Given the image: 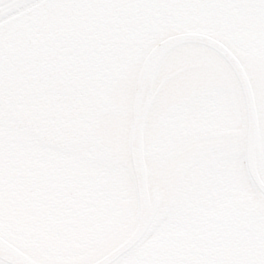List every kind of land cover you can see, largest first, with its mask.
I'll list each match as a JSON object with an SVG mask.
<instances>
[{
  "label": "water",
  "instance_id": "obj_1",
  "mask_svg": "<svg viewBox=\"0 0 264 264\" xmlns=\"http://www.w3.org/2000/svg\"><path fill=\"white\" fill-rule=\"evenodd\" d=\"M46 1L0 0V21L4 19L0 28ZM60 69L90 76L98 73L94 55L74 43L43 41L0 51V83L16 91H32L33 74ZM215 88L239 96L236 106L241 110L244 126L242 121L238 126L190 131L209 134L222 128L243 129L203 135L185 144L179 141L178 132H188L180 120L188 101ZM108 92L100 107L98 136L127 169L138 201L135 214L112 230L131 222L136 215L135 219L95 250L71 262L37 253L0 228V263L118 264L158 225L186 171L206 154L227 146L243 148L247 171L258 195L256 213L264 215V66L205 32L170 28L124 69ZM0 220L34 243L12 224L1 217ZM102 236L66 247L63 256H78Z\"/></svg>",
  "mask_w": 264,
  "mask_h": 264
},
{
  "label": "rangeland",
  "instance_id": "obj_2",
  "mask_svg": "<svg viewBox=\"0 0 264 264\" xmlns=\"http://www.w3.org/2000/svg\"><path fill=\"white\" fill-rule=\"evenodd\" d=\"M221 6L217 0L209 2L207 27L211 30L219 28L224 13ZM176 13L179 14L175 9L174 16ZM147 17L152 19V13H147ZM170 17L173 18V15ZM183 18L173 19L175 23L172 21L171 25L184 27L179 24V21L184 22ZM167 26L168 23L164 24L162 30ZM105 66V63L99 62L101 73L96 76L73 69L61 70L60 73L69 71L66 75L72 76L71 83L62 85L57 82L41 89L38 88L40 83L45 79L51 82L54 77H50L49 72L38 73L32 77L33 89H39L38 96L29 93L34 90L19 94L0 83L4 86L0 92L1 101H30L32 109L23 116L28 117L30 123L38 124L40 136L51 142L43 145L27 139L22 146L23 141H12L6 136V130H2L5 125L0 124V217L49 253L65 254L66 247L104 235L130 219L136 211V191L128 173L108 150L90 138L96 131L98 97H94L93 93L86 97L77 96L84 90L75 84L77 75L80 74L81 85L88 87L87 83H90L91 87L86 90L96 93L98 87L102 88ZM36 118L39 122L35 121ZM185 123L189 130L240 125L242 118L236 106V97L221 92L192 102L186 111ZM5 142L11 143L12 149ZM49 148L60 151L65 157L54 154ZM36 154L41 157V163H36ZM238 156L237 160L226 162V171L220 183L208 184L207 188H214L211 193L213 202L210 206V203L206 205L205 213L210 214L225 205L226 200H237L238 197L246 209L255 202L242 155ZM24 159L29 160L28 164L24 163ZM229 165L236 168L239 165L241 171L234 174ZM222 194L226 195L224 200ZM182 212L183 215L178 216L176 221L172 217L165 219L147 244L121 264H162L164 260H157L159 250L154 245L188 227V221L184 220L185 212ZM240 215L241 218L244 214Z\"/></svg>",
  "mask_w": 264,
  "mask_h": 264
},
{
  "label": "bare ground",
  "instance_id": "obj_3",
  "mask_svg": "<svg viewBox=\"0 0 264 264\" xmlns=\"http://www.w3.org/2000/svg\"><path fill=\"white\" fill-rule=\"evenodd\" d=\"M209 2L210 0H48L0 28V51L43 41L74 43L87 48L94 55L97 67L100 61L105 63L104 72L113 76L122 67L124 60L135 58L139 51L149 47V35L156 33L154 21H158L157 25H160L164 18L168 23L172 21L175 23L174 20L177 18L186 17L183 18L184 22L179 21V24L184 25L186 29H196L205 22ZM174 8L179 13L175 16ZM146 12L152 13V19L145 18ZM61 70L65 69L49 71L50 77L54 78H51V82L45 79L38 88L57 82H61L62 85L71 83L69 80L72 76L66 75L69 71L60 73ZM97 72L101 73L99 67ZM76 78L80 83L77 81L75 84L77 86L79 84L78 88L84 89L83 92L77 93V96L95 94L91 90H86L91 87L89 82L87 83L89 88L81 85L80 74ZM109 81L106 83L103 79L100 87L105 88ZM3 88L4 86H0V92ZM39 89H33L34 91L29 93L37 95ZM101 92L102 88L94 97H99ZM30 105H32L30 101L18 102L15 99L6 103L0 99V124L5 125L2 126V130L7 132V135L4 132L3 135L11 137L12 141L22 140V146L27 139L49 145L51 142L40 136L37 130L39 125L30 123L28 117L23 116V113L28 114L31 111ZM35 121L39 122L38 118ZM10 144L5 142L8 148L12 146ZM49 150L63 156L54 148ZM36 157L38 158L36 163H41V157L38 154ZM28 162V159H24V163Z\"/></svg>",
  "mask_w": 264,
  "mask_h": 264
},
{
  "label": "flooded vegetation",
  "instance_id": "obj_4",
  "mask_svg": "<svg viewBox=\"0 0 264 264\" xmlns=\"http://www.w3.org/2000/svg\"><path fill=\"white\" fill-rule=\"evenodd\" d=\"M223 8L219 28L225 36L245 53L264 57V0H217ZM215 30V29H214ZM263 40V41H262ZM238 155H217L190 170L178 191L168 219L176 221L185 212L188 227L154 247L159 250L157 260L162 264H258L264 263V221L258 220L237 200H226L225 205L212 213L206 205L213 202L214 188L222 180L225 164L237 160ZM243 158V157H242ZM243 160V159H242ZM236 163H234L235 165ZM230 166L234 174L240 167ZM244 167V163H243ZM224 198V194L221 195ZM212 201V202H211ZM242 207V213L241 208ZM244 214L243 217L240 214ZM166 218V219H167ZM112 225V224H111ZM110 226V225H108ZM110 228V227H109ZM148 249V248H146ZM145 249V250H146ZM144 250V251H145Z\"/></svg>",
  "mask_w": 264,
  "mask_h": 264
}]
</instances>
